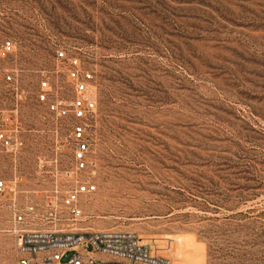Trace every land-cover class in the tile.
<instances>
[{"label": "rangeland", "instance_id": "374dc122", "mask_svg": "<svg viewBox=\"0 0 264 264\" xmlns=\"http://www.w3.org/2000/svg\"><path fill=\"white\" fill-rule=\"evenodd\" d=\"M8 39L0 109L21 147L0 173L38 202L62 208L74 164L41 82L72 96L60 49L95 73L97 188L59 227L134 231L173 264H264V0H0ZM9 227L0 264L17 261Z\"/></svg>", "mask_w": 264, "mask_h": 264}, {"label": "built area", "instance_id": "2783aa9c", "mask_svg": "<svg viewBox=\"0 0 264 264\" xmlns=\"http://www.w3.org/2000/svg\"><path fill=\"white\" fill-rule=\"evenodd\" d=\"M15 48V42L8 39L0 54L6 57ZM57 59L66 63L72 96L56 94L53 85L44 79L38 98L47 102L54 114L68 120L65 138L71 143L74 160L73 168L67 170L71 182L66 185L60 208L57 196L44 203L34 200L24 189L23 175L16 173L8 178L0 173V221L5 216L10 223L6 230L16 238V264H62L68 251L75 253L65 264H173L170 257L159 254L161 248L156 240H146L134 231L59 227L60 222L76 221L82 216V195L97 188L90 171L96 165L91 154L98 100L94 70L65 49L57 51ZM6 80L14 81V77L8 74ZM20 140L17 123L10 125L0 109V156L16 154ZM49 224L51 228H43Z\"/></svg>", "mask_w": 264, "mask_h": 264}]
</instances>
